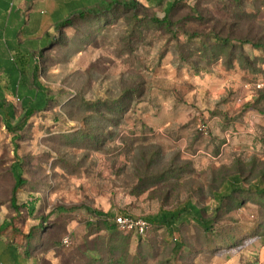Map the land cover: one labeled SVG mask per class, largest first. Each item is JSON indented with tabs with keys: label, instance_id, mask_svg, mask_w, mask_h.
<instances>
[{
	"label": "rangeland",
	"instance_id": "374dc122",
	"mask_svg": "<svg viewBox=\"0 0 264 264\" xmlns=\"http://www.w3.org/2000/svg\"><path fill=\"white\" fill-rule=\"evenodd\" d=\"M134 1L138 11L62 29L39 28L52 7L20 23L30 24L21 54L54 100L18 138L0 124V226L45 223L22 264H173L165 229L112 233L88 209L147 219L192 200L215 232L184 223L178 264H264V196L250 189L264 182V0ZM6 97L20 116V99ZM17 162V203L35 202L34 214L11 207ZM235 174L245 190L221 201Z\"/></svg>",
	"mask_w": 264,
	"mask_h": 264
},
{
	"label": "trees",
	"instance_id": "16d2710c",
	"mask_svg": "<svg viewBox=\"0 0 264 264\" xmlns=\"http://www.w3.org/2000/svg\"><path fill=\"white\" fill-rule=\"evenodd\" d=\"M178 2L170 3L168 11H171ZM2 3L0 18L3 17V10L5 11L9 7L8 2ZM63 5L65 7L67 6L66 8L64 7L66 11H62L61 5L58 3L53 4L49 15L45 16L41 21L43 29L47 28L48 30L53 25L57 29L66 28L72 25L74 18L84 19L88 15H102L117 7L133 11H138L140 8V4L134 0H65ZM160 22L169 25L171 21L168 14ZM2 37L3 32L0 28V40ZM49 42L52 43L53 41L50 40ZM254 46L257 48L258 45ZM18 47L12 41H8V49L17 52L18 59L16 62L9 58L6 50L0 43V124H4L8 131L14 134L15 138L19 137V132L26 127L29 120L35 114L48 109L54 100L50 89L40 80L41 70L39 64L37 63L29 71L28 65L25 62V55L21 54ZM3 79L7 81L8 86L5 87L2 84ZM27 80L30 82V87L27 88L25 94H22L19 90L22 85L27 84ZM7 92H10L13 96H17L20 99L22 109L20 116H17L14 104L7 99ZM12 173L15 179V186L11 197V207L17 214H19L22 208L28 214H34L37 209L35 202L22 205L17 203V192L26 184V180L22 175L21 162H17L12 166ZM250 189L256 195L264 196V182L262 180H258L257 183L251 185ZM243 190H245L243 179L240 175L235 174L226 182L224 193L219 194L217 197L223 201L226 198L234 197L236 193H241ZM88 210L96 218H99L98 222L109 232L120 231L115 222L117 216L93 209ZM122 216L132 217L130 215ZM145 220L153 227L165 229L172 239L174 248L171 261L173 264H178V260L185 248V241L181 233V226L184 223L194 221L207 235H212L215 232V220L206 217L203 208L199 207L192 200H187L174 209H162L157 214L151 215ZM46 228L45 223H42L35 226L28 234H25L17 228L14 219L5 220L0 226V236L6 234L9 240L6 242L3 251V255L7 257V264H22L23 261L30 258L32 243H36L37 236L41 232H45ZM233 240H235V237ZM0 264L4 263L0 262Z\"/></svg>",
	"mask_w": 264,
	"mask_h": 264
},
{
	"label": "crops",
	"instance_id": "0c3cea01",
	"mask_svg": "<svg viewBox=\"0 0 264 264\" xmlns=\"http://www.w3.org/2000/svg\"><path fill=\"white\" fill-rule=\"evenodd\" d=\"M64 1L65 0H0V10L3 4L2 2H8L9 4L8 9L5 11L3 10V17L0 18V28L3 32V37L1 38L0 43L3 45V48L5 50L8 49V41H12L15 45L19 46L18 48L22 51V43L25 40V31L30 24L29 21L22 25L20 23H23L25 19H29L32 14L49 11L50 7L53 8L54 3L63 5ZM41 21L39 24H41ZM37 23L38 22H35V24ZM41 25L39 28H43ZM35 32H33V35H35ZM29 35L30 34H28V36ZM29 38H31V36H29Z\"/></svg>",
	"mask_w": 264,
	"mask_h": 264
},
{
	"label": "built area",
	"instance_id": "2783aa9c",
	"mask_svg": "<svg viewBox=\"0 0 264 264\" xmlns=\"http://www.w3.org/2000/svg\"><path fill=\"white\" fill-rule=\"evenodd\" d=\"M257 89L264 90V81H259L256 84ZM116 225L118 229L122 232L133 233L136 236H146L150 229L151 224L141 217H129V216H117L115 218ZM63 245L69 246L71 244V239L69 236L65 237L62 241Z\"/></svg>",
	"mask_w": 264,
	"mask_h": 264
}]
</instances>
